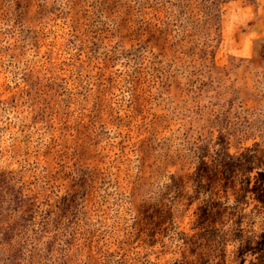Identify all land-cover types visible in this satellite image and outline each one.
Here are the masks:
<instances>
[{
    "label": "rangeland",
    "instance_id": "rangeland-1",
    "mask_svg": "<svg viewBox=\"0 0 264 264\" xmlns=\"http://www.w3.org/2000/svg\"><path fill=\"white\" fill-rule=\"evenodd\" d=\"M0 264H264V0H0Z\"/></svg>",
    "mask_w": 264,
    "mask_h": 264
}]
</instances>
